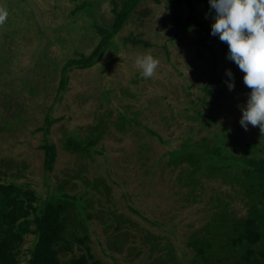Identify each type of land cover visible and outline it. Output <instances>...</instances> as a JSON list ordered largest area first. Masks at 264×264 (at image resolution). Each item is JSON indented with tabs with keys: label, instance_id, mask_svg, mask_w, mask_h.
I'll return each mask as SVG.
<instances>
[{
	"label": "rangeland",
	"instance_id": "1",
	"mask_svg": "<svg viewBox=\"0 0 264 264\" xmlns=\"http://www.w3.org/2000/svg\"><path fill=\"white\" fill-rule=\"evenodd\" d=\"M162 1L151 0L139 7L137 13L140 15L132 19L119 36L126 38L133 34L149 42L148 48L134 46L118 38L120 46L116 48L117 54H107L91 70H74L71 73L69 88L58 103L55 102V91H51L50 96L47 91L35 95L28 93L24 79L45 47V54L54 61L62 64L68 59L64 48L55 43L53 37H67L65 30L69 28L61 29L60 26L68 27L70 19L66 17L73 5L69 0H63L60 1L61 10H57L54 8L55 0H0V9L8 13L4 22L0 23V161L16 160L12 171L21 169L23 173L27 165L26 177L20 182H31L43 196L65 182H68L67 190L71 193L84 190L85 185L80 178L71 181L82 165L86 167L81 173L84 179H104L109 187L105 195L90 188L91 193L98 195L95 210L100 218L108 221L109 214L114 212L117 216L131 218L137 225H125L133 234L122 252H117L110 243L122 235L110 230L107 223L94 221L96 232L91 245L93 253L103 264H157L159 259L165 260L169 251H151L150 244L146 243L151 233L160 238L158 241L163 246L173 244L176 263L190 259L188 236L193 229H200L205 224L216 195H227L228 200L232 199L231 208L241 215L245 213L237 193L219 182H206L203 190L198 189L201 202L193 205L185 202L190 189H180L175 184L176 173L172 174L164 165L156 166L168 147L142 129L137 132L136 124L125 132L116 125L120 112L137 117L136 113L141 110L144 113L138 116V120L159 131L165 139H174L173 146L177 147L181 143L180 137L185 136L189 128L195 127L196 131L202 129L199 122H184L179 115L192 114L187 108L192 106L193 99L202 95V89L211 81L217 85L213 90L222 92V115L218 120L240 124L241 108L246 106L251 92L243 83V76L233 71L231 61L223 53L219 42H210L209 46L199 45L196 43L199 39L197 33H191L183 41L172 40L173 33L165 24L169 22V13L164 6L165 0ZM24 2L35 10V16L47 28L44 37L36 35L35 23L27 28L21 21L22 16L29 17L30 13L29 8L22 10L23 15L16 9ZM101 8L106 17L112 4L104 0ZM141 10L146 11L141 14ZM83 43L87 44L85 51L90 54L97 40ZM77 46V42L72 44V52L80 51ZM145 54L159 60L150 78L142 77L135 64L136 57ZM228 69L233 73L235 84L231 91L226 84L230 79L226 75ZM38 78L37 74L36 80ZM48 84L49 81H45L46 87ZM51 88H54V82ZM103 91L110 93V102L101 107ZM228 108L236 111L231 119H226L223 112ZM50 109L53 119L58 121L51 127L49 139L59 150L55 171L51 174L43 168L44 153L39 148L43 143V131L40 129L45 125V116ZM101 118L106 119L108 127L99 144L103 149L102 155L85 160L63 149L66 135L74 133L86 138L90 128ZM162 118H167L169 124ZM15 122L16 126L13 125ZM6 123L15 128L9 130ZM250 128L254 133L259 131L257 126L251 125ZM147 147L151 150L145 151ZM141 153L148 157L141 158ZM105 203H109L108 208L102 206ZM130 205L147 219L133 213ZM170 229L173 233L167 232Z\"/></svg>",
	"mask_w": 264,
	"mask_h": 264
},
{
	"label": "trees",
	"instance_id": "2",
	"mask_svg": "<svg viewBox=\"0 0 264 264\" xmlns=\"http://www.w3.org/2000/svg\"><path fill=\"white\" fill-rule=\"evenodd\" d=\"M60 1L63 0L54 2L57 10L62 7ZM106 1L112 4V8L105 17L101 8L104 0H69L73 5L66 17L70 19V23L68 27L60 26L61 29L69 28L65 30L67 37H53L55 43L64 48L68 59L61 66L60 62L45 54V47V51L24 79L28 93L35 95L47 91L50 96L51 91H55V102L59 103L69 88L71 73L74 70H91L107 54H117L116 48L120 46L118 38L144 49L150 46L149 42L133 34L126 38L119 36L130 21L140 15L137 13L138 8L151 0ZM164 2L169 13V22L165 24L173 33L172 40L183 41L191 33H197L199 39L196 43L209 46L210 42H219L227 56V44L220 41L218 36L210 34L214 10L210 9L208 0ZM25 8L30 9L29 17L24 15L21 21L27 28L35 23L36 35L44 37L47 28L35 16V10L25 2L17 5L16 9L23 15L22 10ZM145 11L141 10L139 13L144 14ZM94 40H97V44L87 54V44L83 42ZM75 42L78 43L77 48L80 51L72 52V44ZM231 64L233 71L240 73L241 77L244 76L233 61ZM37 74L39 78L36 80ZM45 81H49L48 87L45 86ZM211 82L202 89L201 96L192 100V106L187 108L192 114L179 115L184 122H199L202 129L196 131L195 127L189 128L186 135L180 137L181 143L177 147L173 146L174 139H165L159 131L138 120L143 111L137 112V117H130L115 109L120 112L119 122L116 123L120 130L125 132L136 124L137 132L142 129L156 138L161 145L168 147L159 157L156 166L164 165L172 174L176 173L174 180L180 189H190L186 193L185 202L190 205L201 202L198 189L203 190L206 182H219L234 190L245 208V213L241 215L231 208L232 199L228 200L227 195L213 197V205L207 212L205 224L200 229H193L188 236L187 247L191 250V258L178 263L173 244L163 246L158 241L160 238L151 233L146 239L151 251H169L166 259H159L157 264H264V133L258 125L259 131L254 133L250 124L244 130L241 124L219 121L218 117L222 115V92L213 90L217 85L216 82ZM109 95L108 91L102 92L101 107L110 102ZM223 112L226 119H231L236 111L228 108ZM56 121L58 120L53 119L50 109L45 116V125L40 129L43 131V143L39 148L44 153L43 168L49 174L55 171L59 157L58 146L49 139L51 127ZM162 121L169 124L167 118H162ZM173 121H176L175 117ZM6 124L9 130L15 128L9 123ZM13 125L16 126L17 122ZM107 128L106 119L101 118L90 128L86 138L69 133L64 137L63 149L82 159L92 160L103 153L99 144ZM144 150L149 151L151 147ZM144 157L148 156L141 153V158ZM16 164L14 159L0 161V264H103L93 253L91 245L93 233L96 232L94 221L105 222L110 230L122 235L117 241L110 243L114 250L122 252L133 234L125 225L132 223V227H135L137 224L131 218L117 216L114 212L109 214L108 221L100 218L95 210V198L98 195L91 193L90 188L105 195L109 187L104 179H84L81 173L86 167L82 165L71 181L80 178L85 185L84 190L71 193L67 190L68 182H65L43 196L31 182H20L26 177L27 165L24 166L23 173L21 169L12 171ZM102 206L108 208L109 203ZM129 208L133 213L147 219L131 205ZM167 232L173 233L172 229Z\"/></svg>",
	"mask_w": 264,
	"mask_h": 264
},
{
	"label": "clouds",
	"instance_id": "3",
	"mask_svg": "<svg viewBox=\"0 0 264 264\" xmlns=\"http://www.w3.org/2000/svg\"><path fill=\"white\" fill-rule=\"evenodd\" d=\"M214 10L211 24L212 36L228 46L227 59L233 61L244 73L243 83L251 89L246 106L241 108L239 121L247 130L248 125L259 126L264 133V0H208ZM8 13L0 9V23ZM136 67L144 78L154 75L159 60L150 54L137 56ZM226 81L233 90L234 78L230 69Z\"/></svg>",
	"mask_w": 264,
	"mask_h": 264
}]
</instances>
